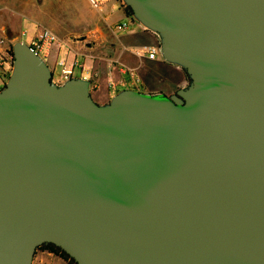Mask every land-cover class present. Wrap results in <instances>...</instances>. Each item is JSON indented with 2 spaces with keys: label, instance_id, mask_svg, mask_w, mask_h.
<instances>
[{
  "label": "water",
  "instance_id": "95a60500",
  "mask_svg": "<svg viewBox=\"0 0 264 264\" xmlns=\"http://www.w3.org/2000/svg\"><path fill=\"white\" fill-rule=\"evenodd\" d=\"M116 1L188 81L97 103L14 41L0 264L47 243L74 264H264V0Z\"/></svg>",
  "mask_w": 264,
  "mask_h": 264
},
{
  "label": "crops",
  "instance_id": "0c3cea01",
  "mask_svg": "<svg viewBox=\"0 0 264 264\" xmlns=\"http://www.w3.org/2000/svg\"><path fill=\"white\" fill-rule=\"evenodd\" d=\"M16 1L0 0V12L30 13L35 10H47L44 8L45 0H41V2L38 0V8L35 7L36 0ZM111 2L112 0L104 3L101 11H95L90 8L88 0H65L67 11L75 12L73 27L76 29L63 36H57L60 40V46L52 48L51 56L57 55L60 48L65 47L67 54L62 57L66 59L67 65L75 60L83 65V70L74 67L71 76H75L74 70L86 74L84 78L91 80V95L97 103H105L112 96L111 92L116 93L120 89L127 88L123 78L126 73H130L129 75L133 79L131 84L141 85L143 91L162 92L166 95L173 94L185 83L184 73L180 69L163 62L159 57L158 60L157 58H148L146 49L151 45H157L156 38L137 25L138 31L130 35L117 36V34L126 32L128 27L123 31H116L119 33L115 35L113 26L123 21L132 22L125 15L123 8L115 1L122 17L117 18V21L112 23L110 14L115 7ZM47 3L49 4L50 0H47ZM16 4L19 5L18 8L15 7ZM22 18L34 22L37 26V32L44 28L29 14H20L18 23L13 26L0 18V39L4 40L6 45L13 40L21 39V35L25 33L22 31ZM80 37H85V39L74 40V38ZM3 48L5 45H0V50ZM7 73V65L0 66V75L5 76ZM135 90L137 89L135 88ZM33 263L68 264L47 250L37 251Z\"/></svg>",
  "mask_w": 264,
  "mask_h": 264
},
{
  "label": "rangeland",
  "instance_id": "374dc122",
  "mask_svg": "<svg viewBox=\"0 0 264 264\" xmlns=\"http://www.w3.org/2000/svg\"><path fill=\"white\" fill-rule=\"evenodd\" d=\"M23 1V0H21ZM116 0H112L111 4L114 5V10L110 14L111 22L115 23L117 21V18H121L122 14L119 12V7ZM18 2V0L16 1ZM41 2V0H39ZM38 0H36V8ZM15 7H19V5L16 4ZM26 7V6H25ZM42 7V6H40ZM43 8V7H42ZM44 8L47 10H35L30 13H15V12H0V18H3L7 22H9L12 26L18 23V17L20 14H29L31 17H33L37 22H39L40 26L44 28H48L51 31H53L57 36H63L69 31H73L76 28L73 27V19L75 12H68L67 6L65 4V0H50V3H47V0H45ZM78 14V13H77ZM124 19V18H123ZM22 31L25 32L23 35H21V39L25 40L26 42H30L31 38L37 32V26L34 22L28 20L27 18H22ZM115 25V24H114ZM114 28V26H113ZM138 31V27L134 25L133 23L128 22V30L124 33L117 34L119 32H114L117 36H124V35H130L133 32ZM146 37V36H145ZM16 40H13L9 45H7L8 48H10V45ZM144 47L141 49L143 52ZM67 54V50L65 47H61L60 51L56 55L57 58H61L63 55ZM43 55V54H41ZM158 60V58H157ZM50 68L52 69L53 78L57 81H62L61 79V67L59 64H54L53 60H46ZM130 73H126L123 78L126 81V87H131L132 89H137L138 91H143V88L141 85H133L131 84V77L129 75ZM74 75L79 77H85V73H81L78 70H74ZM115 94V92H111V95Z\"/></svg>",
  "mask_w": 264,
  "mask_h": 264
},
{
  "label": "built area",
  "instance_id": "2783aa9c",
  "mask_svg": "<svg viewBox=\"0 0 264 264\" xmlns=\"http://www.w3.org/2000/svg\"><path fill=\"white\" fill-rule=\"evenodd\" d=\"M107 1L110 0H88V4L93 10L101 11L102 6ZM127 27L128 21H123L121 23H117L113 29L115 31H123L127 29ZM4 43L5 41L0 39V45H5V48H3V50H0V66L7 65L9 73L12 64V57L10 55V48L7 47V45L9 44L6 45V43ZM28 44L34 52L40 55L43 54L41 56H43L46 60H53L54 64H59V66L61 67L62 81L71 77L74 67L81 68L82 70L84 69L83 65H81L80 62L76 60L67 65L66 59L64 57L57 58L56 55L51 56L52 48L54 46H60V40L57 35L48 28L39 29L38 32L31 38ZM146 53L149 59L158 58V45H151L147 47ZM8 73L5 76L0 75V89L4 86Z\"/></svg>",
  "mask_w": 264,
  "mask_h": 264
},
{
  "label": "trees",
  "instance_id": "16d2710c",
  "mask_svg": "<svg viewBox=\"0 0 264 264\" xmlns=\"http://www.w3.org/2000/svg\"><path fill=\"white\" fill-rule=\"evenodd\" d=\"M123 11H124L126 16H130L131 10L129 7H123ZM39 250H47V251L57 255L58 257H60L64 261H66L68 264H74V260L72 258H70L67 255V253H65L63 250H61L59 247L55 246L52 243H47V244H43V245L39 246L38 251Z\"/></svg>",
  "mask_w": 264,
  "mask_h": 264
},
{
  "label": "flooded vegetation",
  "instance_id": "af4514ba",
  "mask_svg": "<svg viewBox=\"0 0 264 264\" xmlns=\"http://www.w3.org/2000/svg\"><path fill=\"white\" fill-rule=\"evenodd\" d=\"M155 41L157 42V40L155 39ZM184 73V72H183ZM185 75V83L188 81V77L186 76V74L184 73Z\"/></svg>",
  "mask_w": 264,
  "mask_h": 264
}]
</instances>
